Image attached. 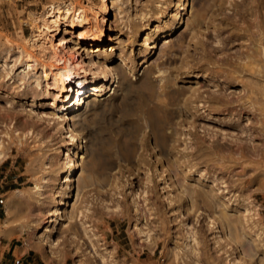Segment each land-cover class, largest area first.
<instances>
[{
  "label": "rangeland",
  "instance_id": "obj_1",
  "mask_svg": "<svg viewBox=\"0 0 264 264\" xmlns=\"http://www.w3.org/2000/svg\"><path fill=\"white\" fill-rule=\"evenodd\" d=\"M82 1L0 0L2 227L11 199L10 235L72 264H264V0H108L38 30Z\"/></svg>",
  "mask_w": 264,
  "mask_h": 264
},
{
  "label": "bare ground",
  "instance_id": "obj_2",
  "mask_svg": "<svg viewBox=\"0 0 264 264\" xmlns=\"http://www.w3.org/2000/svg\"><path fill=\"white\" fill-rule=\"evenodd\" d=\"M106 1H108V0H100L99 3L94 4L90 0H87V1L84 0L82 2H78V3H80L79 5H73L72 4L71 6L64 7V8H60L58 6H53V7H51V10L47 13L46 17L42 20V24H40L37 28H38L39 31L43 30L44 27H47V25L49 23H51V22H53V23L55 22L56 23L57 19L65 20V18H67L71 23H75L76 21L77 22L81 21L88 13H92L91 16L95 17L96 16L95 14L99 10H105L106 9V7H107ZM188 1L189 0H182V2H181V9L182 10L186 9ZM94 28L96 29V27H94ZM87 30H88V28H87ZM102 30L103 29H102V27L100 25L97 26V32L96 31L93 32V30H90V31L93 32V33L91 32L92 33L91 34L92 35L91 36L92 41H94L96 43L102 42V40H103V38H102V35H103L102 34ZM38 36H39V33H37V31H36L35 34H32L31 39L36 40V39H38ZM65 61L66 60H64V63H63V66H62V69H63L64 72H61V71L59 72L57 70L59 72L58 74H59L60 78L63 77L64 74L69 75V73H70L69 66H68L67 63H65ZM157 141H159V140H157ZM73 172H74V166H70L68 168L67 175L63 178V181L61 183L62 186H63V183H67V181L71 178V176L73 175ZM62 186L59 188V190L57 189L58 190L57 192L63 193L64 190H62ZM35 188H36V190H41L39 185H36ZM16 192H17V197H19L20 196V194H19L20 190H17ZM62 202L63 201H61L60 203L58 202L55 205H53L54 207L51 209V215H58L59 214ZM5 213H6V218H5L4 223H3V232L1 234L4 235V236H10L11 231H12V224H11V221H12L11 220V217H12V203H11V199H9L6 202ZM223 214H224L223 215L224 218H226L228 220V218H227L228 216L226 215V213L223 212ZM47 221H49V220H47ZM46 230H47V226H45V228H44V231H46Z\"/></svg>",
  "mask_w": 264,
  "mask_h": 264
},
{
  "label": "crops",
  "instance_id": "obj_3",
  "mask_svg": "<svg viewBox=\"0 0 264 264\" xmlns=\"http://www.w3.org/2000/svg\"><path fill=\"white\" fill-rule=\"evenodd\" d=\"M17 219H20V223H16V227L22 228L23 219L20 217ZM2 232L3 227L0 224V264H72L67 258L62 259L49 255L45 257L37 253L36 247L19 239L18 230L10 236H4Z\"/></svg>",
  "mask_w": 264,
  "mask_h": 264
}]
</instances>
